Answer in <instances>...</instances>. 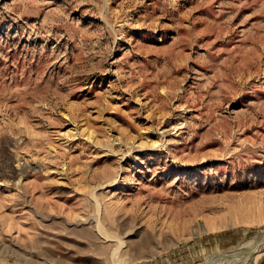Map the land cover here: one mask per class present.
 Returning <instances> with one entry per match:
<instances>
[{"label": "rangeland", "instance_id": "374dc122", "mask_svg": "<svg viewBox=\"0 0 264 264\" xmlns=\"http://www.w3.org/2000/svg\"><path fill=\"white\" fill-rule=\"evenodd\" d=\"M263 236L264 0H0V264H264Z\"/></svg>", "mask_w": 264, "mask_h": 264}, {"label": "bare ground", "instance_id": "6f19581e", "mask_svg": "<svg viewBox=\"0 0 264 264\" xmlns=\"http://www.w3.org/2000/svg\"><path fill=\"white\" fill-rule=\"evenodd\" d=\"M209 229H211V230H213V229H215L214 227L212 228V227H210L209 226ZM261 241L262 242H264V236L262 237V239H261ZM259 243H260V241H259ZM120 245V244H119ZM258 245V244H257ZM121 246V245H120ZM119 246V247H120ZM252 246V245H251ZM250 246V247H251ZM258 246H260V244L258 245ZM119 247L118 248H116L113 252H112V254H111V260H112V262L114 263V259L117 257V253H118V249H119ZM255 249V248H254ZM252 253H253V247H252V249L251 248H249V249H247V251L246 252H244V256H241L239 259H240V264H249V261H250V257H251V255H252ZM243 258V259H242ZM120 264H124V263H120Z\"/></svg>", "mask_w": 264, "mask_h": 264}, {"label": "water", "instance_id": "95a60500", "mask_svg": "<svg viewBox=\"0 0 264 264\" xmlns=\"http://www.w3.org/2000/svg\"><path fill=\"white\" fill-rule=\"evenodd\" d=\"M262 236V234H260L258 237H261Z\"/></svg>", "mask_w": 264, "mask_h": 264}]
</instances>
